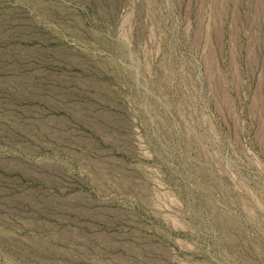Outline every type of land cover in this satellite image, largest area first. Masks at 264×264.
Instances as JSON below:
<instances>
[{
    "label": "rangeland",
    "instance_id": "rangeland-1",
    "mask_svg": "<svg viewBox=\"0 0 264 264\" xmlns=\"http://www.w3.org/2000/svg\"><path fill=\"white\" fill-rule=\"evenodd\" d=\"M0 264H264V0H0Z\"/></svg>",
    "mask_w": 264,
    "mask_h": 264
}]
</instances>
